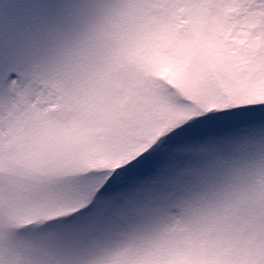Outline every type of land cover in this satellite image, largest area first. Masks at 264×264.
I'll return each mask as SVG.
<instances>
[{
    "label": "snow or ice",
    "instance_id": "obj_1",
    "mask_svg": "<svg viewBox=\"0 0 264 264\" xmlns=\"http://www.w3.org/2000/svg\"><path fill=\"white\" fill-rule=\"evenodd\" d=\"M0 264H264V0H0Z\"/></svg>",
    "mask_w": 264,
    "mask_h": 264
}]
</instances>
